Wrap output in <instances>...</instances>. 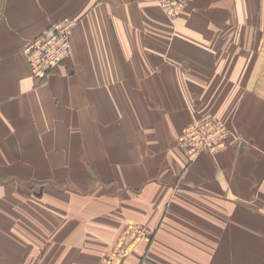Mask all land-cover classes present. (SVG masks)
<instances>
[{
    "label": "crops",
    "instance_id": "0c3cea01",
    "mask_svg": "<svg viewBox=\"0 0 264 264\" xmlns=\"http://www.w3.org/2000/svg\"><path fill=\"white\" fill-rule=\"evenodd\" d=\"M64 17L72 54L38 79L24 48ZM205 114L235 137L190 159L176 140ZM36 179L77 189L59 209L38 195L64 247L53 223L33 239L27 209V247H0V264H100L131 222L155 238L119 264H258L241 237L264 232V0H187L173 20L156 0H0V226ZM68 227L75 244L96 228L97 247H65Z\"/></svg>",
    "mask_w": 264,
    "mask_h": 264
},
{
    "label": "built area",
    "instance_id": "2783aa9c",
    "mask_svg": "<svg viewBox=\"0 0 264 264\" xmlns=\"http://www.w3.org/2000/svg\"><path fill=\"white\" fill-rule=\"evenodd\" d=\"M156 1L169 18L177 17L186 2V0ZM76 24L77 20L74 18L59 19L24 48L26 60L35 77L46 78L57 64L71 56L72 34ZM231 135L235 133L228 129L221 116L205 114L194 116L183 126L176 145L186 152L190 159H196L202 153L216 154L225 147ZM141 233L146 234L141 225L127 226L118 245L113 249L114 255L124 257L132 248L128 246L135 242L137 235Z\"/></svg>",
    "mask_w": 264,
    "mask_h": 264
},
{
    "label": "rangeland",
    "instance_id": "374dc122",
    "mask_svg": "<svg viewBox=\"0 0 264 264\" xmlns=\"http://www.w3.org/2000/svg\"><path fill=\"white\" fill-rule=\"evenodd\" d=\"M185 4H186V2H185ZM183 8H184V6L182 7V9ZM160 9L162 10L161 7H160ZM181 10H180V12H181ZM180 12H179V14H180ZM163 13H164V11H163ZM179 14L177 15V17L179 16ZM177 17H175V18H169L168 17V18L173 20V19H176ZM63 62H61V63H63ZM61 63H59V64H61ZM59 64H57V65H59ZM51 71H50V73H51ZM44 79H46V78H44ZM211 115H218V114H211ZM223 121H224V119H223ZM224 123H225V121H224ZM227 127H228V125H227ZM228 129H230V131H232L231 128L228 127ZM231 136L235 137L234 135H231ZM199 156H201V155H199ZM57 158L59 160L60 156H57ZM57 175H58V173H57ZM39 177H41V176H39ZM47 179L48 178H46V181H47ZM40 180H42V179H39V180L36 179L34 181H31V182H34L33 184L30 183L29 185L28 184L25 185V187H20L18 189L19 191L17 192V194L12 198L9 197L10 189H4L5 195L8 196L10 199L5 200L6 203L1 205L2 209H3V207H5V210L2 213V215H3L2 226H0V247H27L26 242L24 240H22V238L27 239L26 231H28L29 223H30V221L26 219L27 218V216H26L27 209L28 210L33 209L35 215L39 217L37 220H35L34 230H32V232L35 234V237L33 239L37 240L38 243L42 246V242H43V240L46 242V237L48 234L46 227L49 226L50 223H53L56 227V232L51 237L50 247H64V245H59L60 244L59 243V233L57 230L58 225H59V221L55 219V217H57V216L55 214H53V216H52L53 219L50 217V214L48 216V214H47L48 210H46V206H47L46 202L42 198H38V195H42V191L49 187V184L44 185L45 183H43V180L42 181H40ZM5 182H7V181H5ZM48 190H52L56 193L55 196L51 199V207L58 208V209H59L60 202H62V198H59L60 193H61V197H63L66 200V202L69 204L70 202H72L75 199V196H76V195L71 194V193L77 191V189H65V188H63V189H59V188H51L50 189L49 188L45 191H48ZM65 190H67L65 192L66 195H64V192H63ZM59 191H61V192H59ZM28 194H30L34 198L27 197ZM30 199H33V200H30ZM14 205H19V207H18L19 212L15 213L18 216V219L12 218V212L10 211V208L11 207L15 208ZM255 206H257V205L249 204V205H244L243 207L247 208L249 211L256 214V210L254 209ZM78 207H79V210H81V211L84 210L82 206H78ZM43 211H44V213H43ZM48 217H49L50 221L47 219ZM53 224L51 227V231L53 229ZM131 224L141 225L140 222H131L127 226H129ZM127 226H125L124 230L121 232V234L117 238L116 242L112 245V247L103 253L102 257L100 258V264H113L114 262H117V261L118 262L115 264H119L120 262H122L126 259V256L131 252V250L134 247H138L139 244H141L144 241L151 240L152 237H153L152 241L155 238V236H153V233L152 234L148 233V231L144 228V226L141 225L142 228L144 229V232H146V234L141 233V234L137 235V240L128 246V247H132V248L124 257L114 255L113 249L118 245V242L120 241L122 235L124 234ZM260 227H261V224H260ZM95 229L96 228H93V229L88 228L87 229L88 233L86 234L85 237H83L81 243L75 244V243H69V240L71 242H74V238L69 236L70 234L74 233V228L68 227V231H67L68 243L65 245V247H75V246L76 247H97L96 246L97 243L94 242L93 240L91 241V238H92L91 232L92 231L95 232ZM18 230L20 232L22 231V233H21L22 236L15 234L16 231H18ZM102 238L103 237H100V239H102ZM241 238L244 240V244L248 245V246L242 247V251H243L244 255H253L256 253V251L260 252V255H258V264H264V232H263L262 228H260L259 232H257V233H252L251 235L250 234L249 235H242ZM99 244H100V241H99ZM102 247H106V246L102 245ZM249 260H251V258H249ZM249 260L247 261V264H250V263L256 264L257 263L256 261H249Z\"/></svg>",
    "mask_w": 264,
    "mask_h": 264
}]
</instances>
